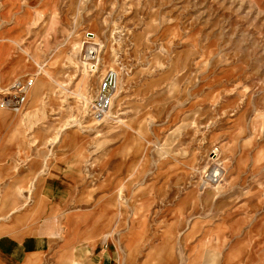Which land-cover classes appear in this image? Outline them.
Masks as SVG:
<instances>
[{"label":"rangeland","instance_id":"rangeland-1","mask_svg":"<svg viewBox=\"0 0 264 264\" xmlns=\"http://www.w3.org/2000/svg\"><path fill=\"white\" fill-rule=\"evenodd\" d=\"M0 11L19 71L0 91L35 78L23 111L0 109L19 121L1 146L32 169L28 201L9 213L48 228L49 257L264 264V0H0ZM109 69L118 90L95 118ZM39 182L53 200L36 199Z\"/></svg>","mask_w":264,"mask_h":264},{"label":"crops","instance_id":"crops-1","mask_svg":"<svg viewBox=\"0 0 264 264\" xmlns=\"http://www.w3.org/2000/svg\"><path fill=\"white\" fill-rule=\"evenodd\" d=\"M11 6H17V3ZM8 9V12L12 11V8L9 7ZM6 38L5 42L2 43L0 37V85L10 81L19 73L17 62L15 60L10 61L11 59H9V51L13 46L11 44L16 41L11 36H7ZM16 122H19L16 116L0 115V134L11 128L15 130L16 126H9V124ZM6 140L4 142L0 141V218L9 217L10 221L0 224V264H65L62 258L63 249L59 253H53L52 257H49L48 251L53 249L50 248L53 242L50 240L48 228L43 226L37 229L32 227L22 228L20 223L17 224V220L21 219V217L12 216L9 213L12 210V204L28 201V185L29 181L32 180L30 179L32 169L28 168V164L22 166L17 164L10 157L11 153L13 155L19 154L21 148L17 146H1L5 145L4 143L10 144ZM141 184L143 185V181ZM37 187H39V191L35 193L37 200L46 202L54 199L55 194L45 184L43 185L39 182ZM115 189L116 192H119V188L115 187ZM191 192L193 193V191ZM126 193H128V190H126ZM136 251H139V244ZM185 261L187 264H210L208 259H200L198 262L193 263H189V260ZM72 264H74V260ZM84 264H116V262L113 261L110 254L103 251L94 257L88 258ZM119 264H161V262L157 259L130 258L129 249H126V253L124 252L121 255ZM166 264H176V260L169 259ZM240 264L250 263L244 260Z\"/></svg>","mask_w":264,"mask_h":264},{"label":"built area","instance_id":"built-area-1","mask_svg":"<svg viewBox=\"0 0 264 264\" xmlns=\"http://www.w3.org/2000/svg\"><path fill=\"white\" fill-rule=\"evenodd\" d=\"M35 83L34 77L17 78L5 89L0 91V109L15 113L25 109L28 92ZM117 88V73L109 69L98 82L93 99L90 101V114L102 118L111 108L113 95Z\"/></svg>","mask_w":264,"mask_h":264},{"label":"bare ground","instance_id":"bare-ground-1","mask_svg":"<svg viewBox=\"0 0 264 264\" xmlns=\"http://www.w3.org/2000/svg\"><path fill=\"white\" fill-rule=\"evenodd\" d=\"M90 34V33H89ZM92 36H93V34H92ZM87 47H89V46H87ZM92 47L93 46H90V48H88V51H90V53H88V55H87V57L88 58H91V54H93V51L91 50L92 49ZM87 51V52H88ZM43 66V65H42ZM92 66V65H91ZM96 66V65H95ZM39 68V67H38ZM42 68V67H41ZM47 74V73H46ZM118 86H119V84H118ZM118 86H117V90H118ZM118 96V95H117ZM216 153V152H215ZM219 170V169H218ZM222 175L221 174H219L218 172H215V173H213V171H212V173H210L209 175H207L206 176V178L210 181V182H212V184H218L217 182H219V180H220V177H221ZM206 181V180H205ZM204 184H206V182H203Z\"/></svg>","mask_w":264,"mask_h":264}]
</instances>
